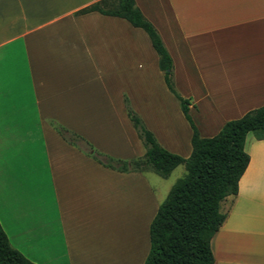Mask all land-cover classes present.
<instances>
[{
	"label": "crops",
	"instance_id": "obj_1",
	"mask_svg": "<svg viewBox=\"0 0 264 264\" xmlns=\"http://www.w3.org/2000/svg\"><path fill=\"white\" fill-rule=\"evenodd\" d=\"M101 2L114 0H0V226L34 264H124L122 222L139 182L154 196L143 177L151 170L108 166L145 153L128 109L162 148L191 152V129L147 34L80 13ZM134 2L159 34L202 138L264 105V0ZM251 134L237 195L220 204L214 264H264V137ZM118 221L120 247L107 229Z\"/></svg>",
	"mask_w": 264,
	"mask_h": 264
},
{
	"label": "trees",
	"instance_id": "obj_2",
	"mask_svg": "<svg viewBox=\"0 0 264 264\" xmlns=\"http://www.w3.org/2000/svg\"><path fill=\"white\" fill-rule=\"evenodd\" d=\"M91 11L122 18L147 34L158 56L165 85L179 101L191 129V152L183 158L162 148L140 118L128 109L127 116L145 153L130 162L109 160L108 166L118 171L151 170L163 179L179 165L185 168V175L172 185L149 225V250L143 264H214L210 242L225 220L220 204L227 197L237 195L238 182L249 162L244 150L246 135L264 137V105L225 123L214 136L202 138L188 114V100L180 97L173 86L171 58L159 34L143 17L134 0H114L109 5L101 2L80 13ZM0 264H34L10 246L1 226Z\"/></svg>",
	"mask_w": 264,
	"mask_h": 264
},
{
	"label": "rangeland",
	"instance_id": "obj_3",
	"mask_svg": "<svg viewBox=\"0 0 264 264\" xmlns=\"http://www.w3.org/2000/svg\"><path fill=\"white\" fill-rule=\"evenodd\" d=\"M172 115H175L174 110H172ZM143 148L145 150L144 145ZM185 173L184 166L179 165L166 179L159 177L153 172L143 174L145 181H147L153 190L154 196H147L145 183L143 185L142 181L139 182V190L135 189V193L137 192L135 198L138 197V204L135 202L133 209L130 207L129 212H126L129 215H125L122 222L123 242L121 243L123 249L122 252L120 251L119 261L122 258L124 264H143L149 250L148 231L153 219L152 217H154V213H156L158 206L164 201L172 185L176 180L182 178ZM137 206H139L138 210L136 209ZM112 225L115 232H118V245L120 247V221L117 222L116 227L114 222L108 223L107 229L110 233L113 229Z\"/></svg>",
	"mask_w": 264,
	"mask_h": 264
}]
</instances>
